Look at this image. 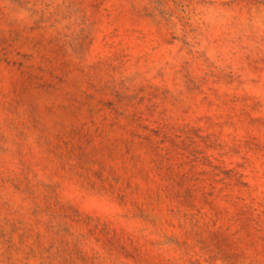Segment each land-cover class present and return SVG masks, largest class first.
<instances>
[{
	"label": "rangeland",
	"instance_id": "374dc122",
	"mask_svg": "<svg viewBox=\"0 0 264 264\" xmlns=\"http://www.w3.org/2000/svg\"><path fill=\"white\" fill-rule=\"evenodd\" d=\"M0 264H264V0H0Z\"/></svg>",
	"mask_w": 264,
	"mask_h": 264
}]
</instances>
